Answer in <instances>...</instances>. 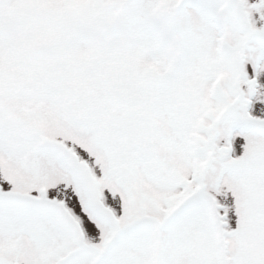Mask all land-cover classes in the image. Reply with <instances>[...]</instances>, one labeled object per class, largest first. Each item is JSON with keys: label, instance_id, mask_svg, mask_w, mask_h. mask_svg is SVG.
I'll return each instance as SVG.
<instances>
[{"label": "snow or ice", "instance_id": "6c2138e0", "mask_svg": "<svg viewBox=\"0 0 264 264\" xmlns=\"http://www.w3.org/2000/svg\"><path fill=\"white\" fill-rule=\"evenodd\" d=\"M0 264H264V0H0Z\"/></svg>", "mask_w": 264, "mask_h": 264}]
</instances>
